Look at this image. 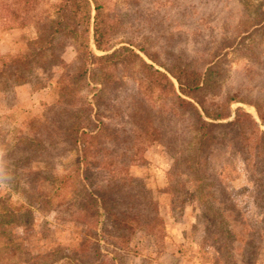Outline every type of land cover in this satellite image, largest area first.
<instances>
[{
	"label": "trees",
	"instance_id": "1",
	"mask_svg": "<svg viewBox=\"0 0 264 264\" xmlns=\"http://www.w3.org/2000/svg\"><path fill=\"white\" fill-rule=\"evenodd\" d=\"M40 2L0 0L3 28L30 22L38 28L35 50L0 55V84L30 82L39 68L60 70L58 98L36 121L39 128L35 133L18 136L12 149L18 156L10 164L16 163L15 170L26 183L22 186L26 195L35 193L39 199L52 191L70 193L63 195L59 211L85 224V240L71 253L36 254L11 264H120L114 253L130 246L136 230L156 233L163 228L151 188L129 168L139 152L136 142L142 137L149 143H163L172 153L169 174L186 178L176 181L171 191H177L178 185L189 187L203 203L207 236L220 259L248 264L258 248L257 229L246 222L248 234L238 236L231 226L221 204L222 184L208 172V156L214 147L237 151L253 173L260 174L258 186L264 200V99L250 102L260 121L241 106L229 119L231 105L246 100L224 93V57L216 54L203 68L195 65L192 49L180 44L188 34V24L180 27L185 33L166 26L169 35L162 36L157 50L151 52L137 38L120 34L126 31L125 21L114 20L100 0H58L53 13L44 17L37 10ZM117 38L127 44L110 50ZM67 40L75 46L71 64L62 56ZM92 41L97 50L106 52L95 53ZM136 48L163 70L146 61ZM124 76L132 82L127 88L130 91L121 95ZM91 85L95 86L93 100L81 102V93ZM106 90L112 92L114 105L113 111L104 114L100 109L106 105ZM172 123L181 126L174 129ZM62 141L69 144L74 157L60 172L61 162L53 161V156L62 149L58 147ZM38 160L43 165L32 167ZM30 212L26 205H13L0 197V222L20 225Z\"/></svg>",
	"mask_w": 264,
	"mask_h": 264
},
{
	"label": "rangeland",
	"instance_id": "2",
	"mask_svg": "<svg viewBox=\"0 0 264 264\" xmlns=\"http://www.w3.org/2000/svg\"><path fill=\"white\" fill-rule=\"evenodd\" d=\"M100 1L114 20L125 21L126 31L120 34L137 38V42L151 52L157 50L164 39L162 36L169 35L166 26L173 25L179 33L183 30L180 27L188 24V29L184 28L188 34L182 37L180 44L192 49L191 59H196L195 65L198 68L209 65L207 63L216 54L224 57V93L237 94L246 100L231 105L229 119L241 106L260 121L250 102L264 99V0ZM56 2L58 0H41L37 10L42 17L52 14ZM185 30L182 32L185 33ZM66 44L62 56L67 64H71L76 56L75 46L70 40ZM124 44L127 42L117 38L110 50ZM91 46L97 54L106 52L97 50L93 41ZM37 47L38 28L34 22L10 29L3 28L0 23V55L18 54ZM136 50L146 61L163 70L143 51ZM59 75L58 68L53 71L39 68L32 74L30 82L8 87L0 84V197L7 203L24 204L31 210L29 216L24 217L23 224L0 222V264L22 263L36 254L71 253L85 240V224L59 211L63 195L70 193L52 191L39 195V199H36L35 193L26 195L22 187L26 183L16 172V163L10 164L18 156L12 151L18 136L25 132L35 133L39 128L36 121L44 117L46 107L58 98ZM122 80L120 94L125 95L130 91L127 88L132 81L128 76ZM94 87L91 85L81 93V102L93 100ZM103 95L106 105L100 111L107 114L113 111L112 92L106 90ZM261 125L264 128V124ZM171 126L175 129L181 124L172 123ZM136 143L139 152L131 162L130 171L142 177L151 188L164 226L156 233H149L143 228L136 230L130 246L114 253L117 261L120 264H231L229 260L220 259L211 237L207 236L205 207L193 195L192 189H182L178 185L177 191H171L176 181L186 178H173L169 174L172 153L163 143H149L144 137ZM58 147L62 149H58L53 161L60 160L59 170L62 172L74 157V152L69 151L70 146L64 141ZM208 164V172L222 184L221 204L225 206L227 219L238 236L248 234L246 222L257 229L255 242L258 248L255 255L248 259V264H264V200L258 186L260 174L253 173L235 150L214 147L209 152ZM41 165V160L32 163V167ZM42 184L44 188L45 184ZM240 247L238 241V257ZM114 254L109 253V256Z\"/></svg>",
	"mask_w": 264,
	"mask_h": 264
}]
</instances>
